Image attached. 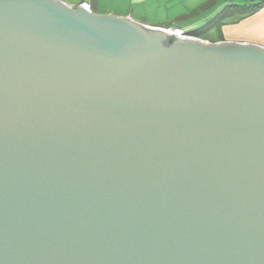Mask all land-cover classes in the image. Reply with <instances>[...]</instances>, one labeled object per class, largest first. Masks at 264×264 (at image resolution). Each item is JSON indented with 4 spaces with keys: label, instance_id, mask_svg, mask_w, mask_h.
<instances>
[{
    "label": "water",
    "instance_id": "obj_1",
    "mask_svg": "<svg viewBox=\"0 0 264 264\" xmlns=\"http://www.w3.org/2000/svg\"><path fill=\"white\" fill-rule=\"evenodd\" d=\"M0 264H264V46L0 0Z\"/></svg>",
    "mask_w": 264,
    "mask_h": 264
},
{
    "label": "crops",
    "instance_id": "obj_2",
    "mask_svg": "<svg viewBox=\"0 0 264 264\" xmlns=\"http://www.w3.org/2000/svg\"><path fill=\"white\" fill-rule=\"evenodd\" d=\"M69 6L75 7L84 0H61ZM183 0H177L181 3ZM185 1V0H184ZM209 0H197L195 7ZM175 0H90L91 10L98 14H111L115 16L130 17L139 22L150 13L157 10H166L171 7ZM193 8V9H194ZM190 10L179 12L176 18H188ZM210 12V11H209ZM214 11L202 12L192 19L193 27L203 24ZM165 14V13H164ZM150 24V23H146ZM151 25V24H150ZM190 25V26H191ZM152 26V25H151ZM182 28V27H178ZM223 40L251 42L264 46V5L253 14L240 19L235 23H227L222 26Z\"/></svg>",
    "mask_w": 264,
    "mask_h": 264
},
{
    "label": "trees",
    "instance_id": "obj_3",
    "mask_svg": "<svg viewBox=\"0 0 264 264\" xmlns=\"http://www.w3.org/2000/svg\"><path fill=\"white\" fill-rule=\"evenodd\" d=\"M218 0H209L198 7L194 8L187 15L189 18L194 19L202 12H211L213 6L216 5ZM223 6L217 13L206 19L203 24L194 28L188 29V35L199 37L211 42L223 40L222 26L227 23H235L240 19L247 17L264 5V0H243L242 2H232V0H222ZM169 28V27H164ZM215 32L216 36L212 39L208 38V34Z\"/></svg>",
    "mask_w": 264,
    "mask_h": 264
},
{
    "label": "rangeland",
    "instance_id": "obj_4",
    "mask_svg": "<svg viewBox=\"0 0 264 264\" xmlns=\"http://www.w3.org/2000/svg\"><path fill=\"white\" fill-rule=\"evenodd\" d=\"M221 1L222 0H218L216 2V5L213 6L214 10L212 11H214V13H217L221 9L220 7L223 6V3ZM242 1L243 0H232V2H238V3ZM196 3H197V0H185V1L183 0L181 3L175 0V2H172V5L170 8L166 10L154 11L150 13L148 16H146V18L143 19L142 21H145L146 23H150L152 26L169 27L171 29L182 30L183 33L186 34L188 29L194 28L191 25L192 19L189 17L188 18H184V17L176 18L175 15H177L179 12H184L185 10H190L191 12L192 10H194L193 8L195 7ZM139 22L144 23L141 21ZM178 27H182V28H178ZM215 34H216L215 32H211L210 35L208 34L207 36L208 38L212 39L216 36Z\"/></svg>",
    "mask_w": 264,
    "mask_h": 264
},
{
    "label": "built area",
    "instance_id": "obj_5",
    "mask_svg": "<svg viewBox=\"0 0 264 264\" xmlns=\"http://www.w3.org/2000/svg\"><path fill=\"white\" fill-rule=\"evenodd\" d=\"M89 1H90V0H84V1L81 2L80 4H84L85 6H87V7H89V8L91 9L90 4H89Z\"/></svg>",
    "mask_w": 264,
    "mask_h": 264
},
{
    "label": "bare ground",
    "instance_id": "obj_6",
    "mask_svg": "<svg viewBox=\"0 0 264 264\" xmlns=\"http://www.w3.org/2000/svg\"><path fill=\"white\" fill-rule=\"evenodd\" d=\"M168 31H171V32H173L172 30H168ZM175 32H177L178 33V31H175ZM179 34V33H178ZM179 35H182V34H179ZM186 38V37H185Z\"/></svg>",
    "mask_w": 264,
    "mask_h": 264
}]
</instances>
